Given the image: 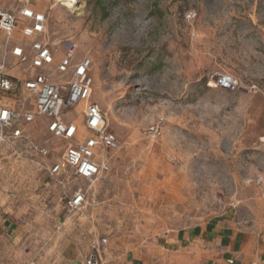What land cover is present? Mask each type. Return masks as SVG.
<instances>
[{"label":"rangeland","instance_id":"1","mask_svg":"<svg viewBox=\"0 0 264 264\" xmlns=\"http://www.w3.org/2000/svg\"><path fill=\"white\" fill-rule=\"evenodd\" d=\"M34 5L60 55L73 45L75 59L91 60V96L63 110L64 122L84 139L82 112L97 104L122 149L107 154L108 172L64 188L42 168L64 150L41 118L26 130L46 158L3 144L0 128V220L18 229L0 234V264H64L73 254L68 229L81 218L107 231L117 224L140 244L218 220L264 239V187L256 183L264 177V0ZM19 7L0 0V9ZM223 74L238 81L234 92L215 86ZM153 124L160 136L148 134ZM75 187L87 192L86 204L68 214L64 196Z\"/></svg>","mask_w":264,"mask_h":264},{"label":"built area","instance_id":"2","mask_svg":"<svg viewBox=\"0 0 264 264\" xmlns=\"http://www.w3.org/2000/svg\"><path fill=\"white\" fill-rule=\"evenodd\" d=\"M35 0H19L20 7L11 12L0 9V128L2 143L22 144L35 156L46 158L50 151L27 133L26 126L41 118L51 138L61 142L63 154L44 168L48 177L65 188L66 182L77 185L92 182L109 171L106 156L119 152L122 145L109 130L106 118L97 104L83 110V128L89 136L79 138V127L66 123L61 112L89 99L92 79L89 57L75 59L76 46H69L60 55L59 47L47 38L45 12L32 8ZM186 20L194 18L188 12ZM21 20L29 24L20 28L27 45L17 43L15 33ZM18 73V76L14 75ZM215 86L234 92L238 81L230 75H220ZM148 134L161 135L159 124L151 125ZM32 161V160H31ZM256 183L264 187V177ZM87 192L80 187L64 196L63 206L68 214L85 207ZM102 238L100 244H106ZM85 264H101L97 252L91 253Z\"/></svg>","mask_w":264,"mask_h":264},{"label":"crops","instance_id":"3","mask_svg":"<svg viewBox=\"0 0 264 264\" xmlns=\"http://www.w3.org/2000/svg\"><path fill=\"white\" fill-rule=\"evenodd\" d=\"M31 6L44 12L37 5ZM27 24L28 21L21 20L15 33L17 43L21 45L29 43L20 34L21 26ZM77 221L68 229L74 239L73 254L64 264H85L93 252L98 253L101 264H264V239H255L227 220L182 228L142 244L126 238L117 224L107 231L84 218ZM68 222L71 223L69 216L63 220V225ZM17 230L8 219L0 220V234L16 233ZM102 238L107 239L106 244H100Z\"/></svg>","mask_w":264,"mask_h":264},{"label":"bare ground","instance_id":"4","mask_svg":"<svg viewBox=\"0 0 264 264\" xmlns=\"http://www.w3.org/2000/svg\"><path fill=\"white\" fill-rule=\"evenodd\" d=\"M55 1L60 2L61 5L71 10L75 9L78 4V0H55Z\"/></svg>","mask_w":264,"mask_h":264}]
</instances>
